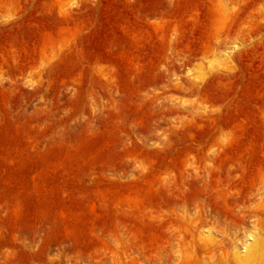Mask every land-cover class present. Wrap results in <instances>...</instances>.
I'll list each match as a JSON object with an SVG mask.
<instances>
[{"label": "rangeland", "instance_id": "1", "mask_svg": "<svg viewBox=\"0 0 264 264\" xmlns=\"http://www.w3.org/2000/svg\"><path fill=\"white\" fill-rule=\"evenodd\" d=\"M250 231L264 0H0V264H234Z\"/></svg>", "mask_w": 264, "mask_h": 264}, {"label": "bare ground", "instance_id": "2", "mask_svg": "<svg viewBox=\"0 0 264 264\" xmlns=\"http://www.w3.org/2000/svg\"><path fill=\"white\" fill-rule=\"evenodd\" d=\"M210 234L204 235L208 238ZM264 259V234L259 231H250L248 240L242 247L236 244L232 248V260L234 264H261ZM224 263V262H223Z\"/></svg>", "mask_w": 264, "mask_h": 264}]
</instances>
